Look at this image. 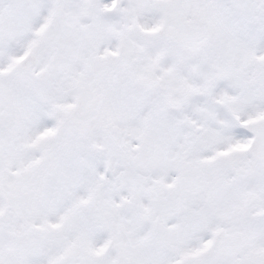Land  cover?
<instances>
[{
	"label": "snow or ice",
	"instance_id": "obj_1",
	"mask_svg": "<svg viewBox=\"0 0 264 264\" xmlns=\"http://www.w3.org/2000/svg\"><path fill=\"white\" fill-rule=\"evenodd\" d=\"M0 264H264V0H0Z\"/></svg>",
	"mask_w": 264,
	"mask_h": 264
}]
</instances>
